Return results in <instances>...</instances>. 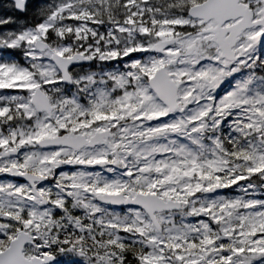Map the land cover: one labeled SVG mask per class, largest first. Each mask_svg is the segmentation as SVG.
<instances>
[{"label": "snow or ice", "instance_id": "obj_1", "mask_svg": "<svg viewBox=\"0 0 264 264\" xmlns=\"http://www.w3.org/2000/svg\"><path fill=\"white\" fill-rule=\"evenodd\" d=\"M0 264H264V0L0 2Z\"/></svg>", "mask_w": 264, "mask_h": 264}]
</instances>
